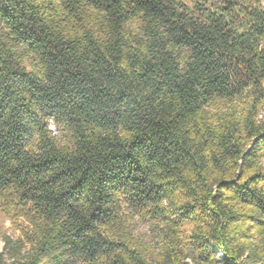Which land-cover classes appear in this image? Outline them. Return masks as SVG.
Masks as SVG:
<instances>
[{
	"label": "trees",
	"instance_id": "1",
	"mask_svg": "<svg viewBox=\"0 0 264 264\" xmlns=\"http://www.w3.org/2000/svg\"><path fill=\"white\" fill-rule=\"evenodd\" d=\"M0 211V264H264V0H0Z\"/></svg>",
	"mask_w": 264,
	"mask_h": 264
},
{
	"label": "rangeland",
	"instance_id": "2",
	"mask_svg": "<svg viewBox=\"0 0 264 264\" xmlns=\"http://www.w3.org/2000/svg\"><path fill=\"white\" fill-rule=\"evenodd\" d=\"M19 223H20V220L14 221L13 219H10V217H6L5 215H3L0 211V250L4 246L2 238L7 236L12 239H16L19 236H21L23 226L20 225ZM136 226L139 232L138 236L141 238V243L145 247H148L149 249L156 248V244H154L153 243L154 241H152L153 233L151 235L147 234L149 227H151V224L144 220H141L138 222Z\"/></svg>",
	"mask_w": 264,
	"mask_h": 264
}]
</instances>
